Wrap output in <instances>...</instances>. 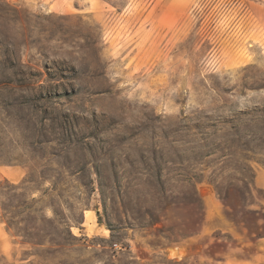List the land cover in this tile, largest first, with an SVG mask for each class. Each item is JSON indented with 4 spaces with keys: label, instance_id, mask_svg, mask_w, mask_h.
Segmentation results:
<instances>
[{
    "label": "rangeland",
    "instance_id": "1",
    "mask_svg": "<svg viewBox=\"0 0 264 264\" xmlns=\"http://www.w3.org/2000/svg\"><path fill=\"white\" fill-rule=\"evenodd\" d=\"M0 182V264H264V0H0Z\"/></svg>",
    "mask_w": 264,
    "mask_h": 264
},
{
    "label": "trees",
    "instance_id": "2",
    "mask_svg": "<svg viewBox=\"0 0 264 264\" xmlns=\"http://www.w3.org/2000/svg\"><path fill=\"white\" fill-rule=\"evenodd\" d=\"M26 181L27 180H25V182ZM9 185H11V187L14 190H23V186H21V185H14V184H9ZM214 186H215L217 195L226 205L232 203V198L229 196V194L227 192L223 191L217 183H214ZM1 187H2V183L0 182V188ZM20 195H21V197L24 198L23 192H20ZM18 208L23 210V211H21L20 214L19 213L14 214L13 212L8 211L6 208H4L3 218L6 221L8 227L10 229L15 230L16 233H18L20 236H23L24 238L33 239L31 237V234H29L27 229L24 228V226H23V225H25V223L27 221V217L23 216V215H26V211H28L30 208L28 207V204L24 200L21 202V204L18 206ZM251 214H253L252 218L255 221H257V223H259V221H264V214H261L258 211H255ZM67 234L72 236L70 230H67ZM257 236L259 238L264 237V235L262 233H260L259 230H258ZM31 243H33L34 245H41L42 244V243L33 242V241H31Z\"/></svg>",
    "mask_w": 264,
    "mask_h": 264
},
{
    "label": "bare ground",
    "instance_id": "3",
    "mask_svg": "<svg viewBox=\"0 0 264 264\" xmlns=\"http://www.w3.org/2000/svg\"><path fill=\"white\" fill-rule=\"evenodd\" d=\"M183 255H184V252L180 248H177L175 251L171 252V256L178 257V259L181 258Z\"/></svg>",
    "mask_w": 264,
    "mask_h": 264
},
{
    "label": "built area",
    "instance_id": "4",
    "mask_svg": "<svg viewBox=\"0 0 264 264\" xmlns=\"http://www.w3.org/2000/svg\"><path fill=\"white\" fill-rule=\"evenodd\" d=\"M116 247H117V245H116Z\"/></svg>",
    "mask_w": 264,
    "mask_h": 264
}]
</instances>
